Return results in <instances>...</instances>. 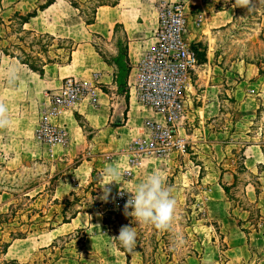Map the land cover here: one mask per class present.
Masks as SVG:
<instances>
[{
    "label": "crops",
    "instance_id": "0c3cea01",
    "mask_svg": "<svg viewBox=\"0 0 264 264\" xmlns=\"http://www.w3.org/2000/svg\"><path fill=\"white\" fill-rule=\"evenodd\" d=\"M44 1L0 0V86L11 87L16 96L14 106L18 107V111L10 116V120L14 122L12 129L16 128V133L12 134L11 146L15 147L17 142L21 150L27 149L35 157L60 161L65 173H72L74 184L56 186L55 199L59 198L58 191L65 198L78 194L80 189L83 194L92 196L100 207H104L122 189L131 195L130 192L137 184L154 172L147 165L150 159L147 157L139 165H131L126 149L134 139L145 133L148 118L163 121L161 114L139 100L135 86L139 63L157 41L158 4L161 0H119L116 5H102L97 10L96 22L90 25L86 24L77 9L67 0H56L48 8L39 10L28 22H22L17 16V13L24 15ZM166 1H181L186 5L189 14L186 39L190 44H207L211 62L214 56V32L232 23L236 15L234 2ZM199 16L202 22L198 25ZM45 35L76 44L70 62L47 63V59L51 58L49 54L54 51L51 50V45H42L40 49L33 39L30 40L32 36L41 40ZM119 36L125 41L124 55L122 49L113 42L111 45L114 46V54L123 56L119 61H107L100 52L102 48L97 47L96 38L111 41ZM13 45L32 51L33 55L40 58L41 64L46 63L43 77L27 64L21 63L17 57L3 51L7 48L14 49ZM61 49L65 55L64 47H59L57 51ZM122 60L126 65L124 71ZM206 65V62H200V66L191 74L184 97L185 115L178 129L188 139L187 149L191 147L195 154L201 155L199 158L204 159L203 163L194 164V167L197 169V182L201 180L200 186L205 185L202 186L205 189L201 193L206 198V220L217 224L224 234L223 242L226 243L224 250L216 242L208 247L206 262L264 264V144L246 134L251 131L249 125L254 124L258 106L253 108V105H249L252 97L245 91L249 90V86L256 88L255 81H248L257 76L259 68L256 66L254 69L252 63L247 64L244 68L245 79L242 81L245 87H241L240 82L238 89L234 90L236 97L245 99L240 104L241 120L231 124L224 123L216 128L212 121L219 114V110L213 109L216 105L214 98L217 99L218 96L215 97L212 93L214 85L209 84L206 88V78L209 79ZM66 76H75L96 85L100 91L99 101L91 105L85 99L76 108L64 111L57 120H53L68 134L65 144L41 142L36 138L40 109L49 102L50 91L56 92ZM76 113L85 123L84 126L76 118ZM118 113L125 116L123 125L112 123ZM239 150H242L244 160L238 163L234 152ZM159 160L165 161L163 158ZM75 161L77 163L71 165ZM109 165L120 172L116 182L111 183L104 175V169ZM96 174L99 175V180L93 183ZM224 185L229 187V192L234 189L237 194L230 197ZM104 188L110 189L106 200L101 198L104 196ZM253 208H256L255 212ZM105 211L80 210L70 222L59 225L53 231L60 233L67 229L86 228L89 239L95 231L105 226ZM101 232L105 236L110 234L104 228ZM103 237L102 234L101 238ZM45 242L49 243L50 238ZM89 246L90 243L88 248ZM91 248H97V244ZM124 257L125 254L121 252L119 257L111 258L110 263L124 264Z\"/></svg>",
    "mask_w": 264,
    "mask_h": 264
},
{
    "label": "rangeland",
    "instance_id": "374dc122",
    "mask_svg": "<svg viewBox=\"0 0 264 264\" xmlns=\"http://www.w3.org/2000/svg\"><path fill=\"white\" fill-rule=\"evenodd\" d=\"M226 1L235 4V0ZM218 7L221 8V5ZM37 38L36 36L30 38L34 40L37 48L41 49L42 45L49 44L51 50H54L49 54L50 60L56 62L67 60V52L65 51L64 55V50H57L59 47L71 45L70 42L46 37L41 40ZM213 39L214 56L211 62L208 57L210 48L207 44L201 43L207 46L206 75L209 79L206 78V88L209 84L214 85L212 93L215 97L218 96L217 99L214 98L216 105L213 109L219 110V114L216 115L215 121H212L218 128L222 126L221 124L241 120L240 104L245 99L236 97L234 90H237L238 83L245 79V66L252 63L254 69L259 65L264 71V0H250L247 7L236 6V15L232 23L216 29ZM113 42L122 49L124 55L125 41L120 36L111 41L96 38L97 47L102 48L100 52L110 61L116 57L112 49L114 46L111 45ZM9 52L20 53L16 49H10ZM122 61L124 71L126 65L124 60ZM250 81H255L256 88L249 86V90L245 92L252 97L249 99V105H253V108L258 106V114L254 124L249 125L251 131L246 134L264 144V73L260 74L258 69L257 76L248 82ZM240 85L245 87L243 82ZM0 104L6 107L5 115L10 122L0 128V190H4L0 195V213L8 212L10 204H13L16 210L15 217L9 220V224L4 223L0 226V237L3 241H10L12 231L14 233L28 231L26 238L12 241L8 252L0 257V264L12 260L17 262L7 264H111L110 259L119 257L122 252L111 239L115 237L112 230L116 228L119 233L122 226L133 227L136 231V246L131 251V264H206L208 247L216 242L221 250L225 249L224 234L220 232L216 223L206 220V198L201 193L205 189L202 186L205 185L200 186L201 180L197 182L198 177L195 173L197 169L194 167V164L203 163L204 159L199 158L201 155L195 154L191 147L187 149V153L166 158L163 162L159 160L160 158L147 157L150 158L147 165L163 174L177 201L175 217L167 229L159 230L150 224H138L133 219L125 221V224H116L115 227L102 226L89 239L86 228L54 232V229L63 224L65 218L71 220V216L80 210L107 211L108 202L104 207H100L93 201L92 196L83 194L80 189L78 194L65 198L62 192L58 191L59 198L56 200L55 187L74 184L72 173H65L60 161L35 157L27 152V149L21 150L17 142L15 147L11 146L12 134L16 133V128L12 129L14 122L10 120V116L14 111H18V107L14 106L16 96L11 87L0 86ZM234 153L238 163L244 160L242 150ZM76 163L75 161L71 165ZM54 177L57 178L54 180ZM244 179L245 177L243 181ZM98 180L99 175L96 174L93 183ZM32 187L35 189L31 190ZM236 192L233 189L229 196L234 197ZM131 211L129 208L128 212ZM253 211L255 212L256 208H253ZM40 212L43 216H40ZM118 213L126 216L125 210ZM103 228L109 230L108 236L101 232ZM47 238H50L49 243L45 242ZM157 239L161 241L158 249L155 243ZM87 242L90 243V248L94 244H97V248H88ZM139 248L144 250L145 260ZM123 261L127 264L126 254Z\"/></svg>",
    "mask_w": 264,
    "mask_h": 264
},
{
    "label": "built area",
    "instance_id": "2783aa9c",
    "mask_svg": "<svg viewBox=\"0 0 264 264\" xmlns=\"http://www.w3.org/2000/svg\"><path fill=\"white\" fill-rule=\"evenodd\" d=\"M189 14L181 1L161 0L158 4V29L155 45L139 63L135 83L139 100L161 114L163 121L148 118L145 133L126 149L131 165L146 157L170 158L185 154L188 139L179 133L185 115V93L191 74L200 66L197 53L186 39ZM197 17V24H201ZM96 85L75 76H66L56 92L50 91L49 102L42 106L36 138L44 143L65 144L68 134L53 122L66 110L76 108L85 99L93 105L99 101ZM130 195L124 190L108 201V209L124 211Z\"/></svg>",
    "mask_w": 264,
    "mask_h": 264
},
{
    "label": "clouds",
    "instance_id": "9594fccd",
    "mask_svg": "<svg viewBox=\"0 0 264 264\" xmlns=\"http://www.w3.org/2000/svg\"><path fill=\"white\" fill-rule=\"evenodd\" d=\"M249 3L250 0H235V5L239 7H247ZM6 112V107L0 104V127L10 123ZM104 175L112 183L119 179L120 172L116 167L109 165L104 169ZM109 193L110 189L104 188V196L101 198L106 200ZM130 193L124 206L126 215L133 217L138 224H150L159 230L170 226L175 217L177 201L173 189L166 184L161 172L154 171L147 175ZM129 208L132 209L131 212H128ZM111 239L118 241L122 248L132 251L136 246V231L133 227L122 226L119 235Z\"/></svg>",
    "mask_w": 264,
    "mask_h": 264
},
{
    "label": "trees",
    "instance_id": "16d2710c",
    "mask_svg": "<svg viewBox=\"0 0 264 264\" xmlns=\"http://www.w3.org/2000/svg\"><path fill=\"white\" fill-rule=\"evenodd\" d=\"M56 0H45L44 2H40L36 8H34L33 10L27 12L24 15H20L17 13V16L21 18L22 22H28L32 17L36 16L38 14L39 10H44L46 8H48L50 5H52ZM70 2V4L77 9L78 14L80 16L83 17V19L85 20L87 25L93 24L96 22V15H97V10L100 6L102 5H116L119 0H87V2H83L81 0H67ZM51 38L53 39V36L51 35H45L44 38ZM70 42V41H69ZM71 45L69 46H63L65 51L67 52V60L64 62H70L71 60V54L75 48V43L73 41L70 42ZM192 49L197 53L199 60L201 63L207 62V46L203 45L201 42H195L191 44ZM13 48L16 50H20V53H16V52H9V48H7L6 50L4 49L3 51L11 56L17 57L21 63L27 64V66L32 69L33 71L37 72L38 74H40V76H44L45 70H44V64L40 63V58L37 57L36 55H33L32 51L28 52L25 49H23L20 45H13ZM98 49V48H97ZM99 51V49H98ZM105 59L107 61L108 60L106 57ZM114 61H119L120 60V56H116L113 59ZM112 60V61H113ZM53 62L52 60L48 59L47 63H51ZM123 62V61H122ZM259 67V65H258ZM259 73L263 74L264 71L262 69V67H259ZM76 118L78 120H80L81 125L84 126L85 123L82 121L81 117L79 116V114L76 113ZM57 177H54L53 179L55 180ZM32 189H35V187H32ZM224 189L229 193V187L227 185H224ZM4 192V190H0V194H2ZM40 194V193H39ZM57 200V199H56ZM35 210V209H34ZM64 210H66L64 208ZM88 212H92L90 210H88ZM16 214V210L14 209V205L10 204L9 206V211L6 213L1 212L0 213V226H2V224L6 223L9 224V220H11L13 217H15ZM31 215L32 213H30L29 219H31ZM40 216H43L42 212H40ZM72 218L76 217V214L71 216ZM65 218V217H64ZM134 218L131 217L130 215H126V216H121L118 212L112 210V209H108L105 213H103V222L105 225H107L108 227L110 226H116V224L122 223L125 224V221H129V220H133ZM69 219H64L63 223L65 222H69ZM23 223V221L21 222ZM114 234L115 237L119 235L118 231L116 228H114ZM27 233L26 232H16L14 233L13 231L10 233V237L11 240L10 241H3V239L0 237V257L5 255L8 252V248L10 247V245L12 244V241L17 239V238H26L27 237ZM140 242V240H139ZM160 239H157L155 241L156 243V249H158V245L160 244ZM115 244L117 246V248L124 252L126 254L127 257V264H131V251H128L124 248H122L119 245L118 241H115ZM139 251L142 253V257L145 260V252L142 248H139ZM10 263H16V260H12V261H8ZM7 261H5L4 263H8Z\"/></svg>",
    "mask_w": 264,
    "mask_h": 264
},
{
    "label": "water",
    "instance_id": "95a60500",
    "mask_svg": "<svg viewBox=\"0 0 264 264\" xmlns=\"http://www.w3.org/2000/svg\"><path fill=\"white\" fill-rule=\"evenodd\" d=\"M112 123L116 125H123L125 123V116L123 113H118L112 119Z\"/></svg>",
    "mask_w": 264,
    "mask_h": 264
}]
</instances>
